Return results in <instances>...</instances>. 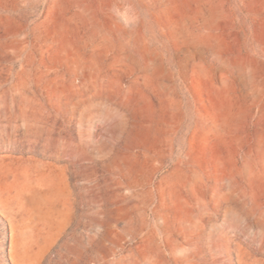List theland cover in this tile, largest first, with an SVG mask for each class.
Listing matches in <instances>:
<instances>
[{"label": "rangeland", "instance_id": "rangeland-1", "mask_svg": "<svg viewBox=\"0 0 264 264\" xmlns=\"http://www.w3.org/2000/svg\"><path fill=\"white\" fill-rule=\"evenodd\" d=\"M0 264H264V0H0Z\"/></svg>", "mask_w": 264, "mask_h": 264}]
</instances>
